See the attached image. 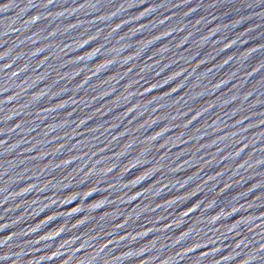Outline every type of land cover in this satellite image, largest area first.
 Segmentation results:
<instances>
[{
  "label": "water",
  "instance_id": "95a60500",
  "mask_svg": "<svg viewBox=\"0 0 264 264\" xmlns=\"http://www.w3.org/2000/svg\"><path fill=\"white\" fill-rule=\"evenodd\" d=\"M0 264H264V0H0Z\"/></svg>",
  "mask_w": 264,
  "mask_h": 264
}]
</instances>
